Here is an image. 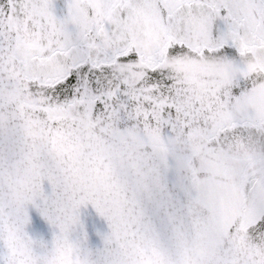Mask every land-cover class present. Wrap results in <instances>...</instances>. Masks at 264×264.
Instances as JSON below:
<instances>
[{
	"label": "snow or ice",
	"instance_id": "snow-or-ice-1",
	"mask_svg": "<svg viewBox=\"0 0 264 264\" xmlns=\"http://www.w3.org/2000/svg\"><path fill=\"white\" fill-rule=\"evenodd\" d=\"M0 264H264V0H0Z\"/></svg>",
	"mask_w": 264,
	"mask_h": 264
},
{
	"label": "water",
	"instance_id": "water-1",
	"mask_svg": "<svg viewBox=\"0 0 264 264\" xmlns=\"http://www.w3.org/2000/svg\"><path fill=\"white\" fill-rule=\"evenodd\" d=\"M26 164L23 158H12L5 162L3 169H0V179L7 181L15 180L16 173Z\"/></svg>",
	"mask_w": 264,
	"mask_h": 264
}]
</instances>
